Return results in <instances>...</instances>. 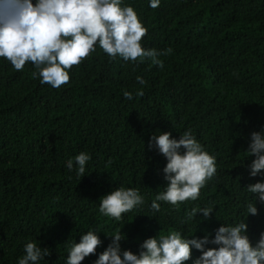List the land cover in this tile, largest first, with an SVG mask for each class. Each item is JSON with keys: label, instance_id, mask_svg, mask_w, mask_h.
I'll return each instance as SVG.
<instances>
[{"label": "trees", "instance_id": "trees-1", "mask_svg": "<svg viewBox=\"0 0 264 264\" xmlns=\"http://www.w3.org/2000/svg\"><path fill=\"white\" fill-rule=\"evenodd\" d=\"M123 4L147 29L144 48L172 49L159 57L162 68L150 60L111 59L97 45L69 71V83L53 88L32 77L30 62L16 71L0 57V264H18L28 242L51 252L39 264H66L70 245L88 230L102 243L82 264H94L116 232L124 236L122 251L137 254L145 239L169 230L211 240L221 225L243 221L253 245L264 232V203L247 191L264 182V173L249 175L255 157L247 153L251 133L264 130V0ZM138 89L143 96L135 95ZM165 131L176 139L190 131L216 158L217 171L197 200L178 208L161 201L154 212L167 161L148 143ZM81 152L91 157L83 177L75 163ZM118 187L138 189L144 203L116 221L99 205ZM251 202L257 215L246 211ZM203 207L213 208L210 219L199 212L187 219ZM200 255L193 247L185 264Z\"/></svg>", "mask_w": 264, "mask_h": 264}, {"label": "clouds", "instance_id": "clouds-1", "mask_svg": "<svg viewBox=\"0 0 264 264\" xmlns=\"http://www.w3.org/2000/svg\"><path fill=\"white\" fill-rule=\"evenodd\" d=\"M158 6L159 0H150V7ZM146 34L137 12L132 6L124 5L123 0H36L35 3L0 0V57L9 61L16 71H23L30 62L36 69L32 77L53 88L69 83V71L95 52L97 45L111 59L120 57L126 62L141 63L150 60L162 68L159 57L170 54L172 49L144 48L142 39ZM136 79L140 85L146 84L142 77ZM143 94L142 89L135 93L137 97ZM123 96L133 99L131 91H124ZM148 147H155L167 161L163 168L166 187L151 203L154 212L160 211L161 201L178 208L186 201L197 200L200 190L216 174V158L203 149L190 131H185L179 139L168 131L153 134ZM247 153L255 157L249 165V175L264 173V130L251 133ZM90 159L84 152L75 157L78 176L85 175ZM67 167L73 168L72 160L67 162ZM247 191L255 194L253 201L264 203V182L249 184ZM143 203L138 189L118 187L101 197L99 212L119 221L123 214ZM246 211L258 214L254 202L248 203ZM198 212L203 219H210L213 208H193L187 219L192 220ZM247 227L243 221L234 226L223 224L211 240L208 235L189 239L179 231L169 230L167 234L145 239L138 254L122 251L120 241L124 236L116 232L110 235L111 243L94 264H185L192 258L193 247L201 253L194 264H264V232L253 245L246 235ZM101 243L97 232L88 230L78 243L70 245L66 264H82L86 257L96 254ZM208 244L219 247H206ZM50 254L48 248L28 242L18 264H39Z\"/></svg>", "mask_w": 264, "mask_h": 264}]
</instances>
